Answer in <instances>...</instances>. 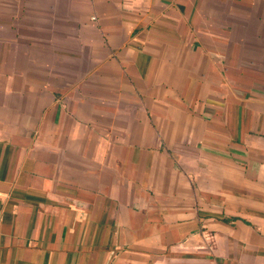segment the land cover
Wrapping results in <instances>:
<instances>
[{"label": "crops", "instance_id": "1", "mask_svg": "<svg viewBox=\"0 0 264 264\" xmlns=\"http://www.w3.org/2000/svg\"><path fill=\"white\" fill-rule=\"evenodd\" d=\"M0 264H264V0H0Z\"/></svg>", "mask_w": 264, "mask_h": 264}]
</instances>
